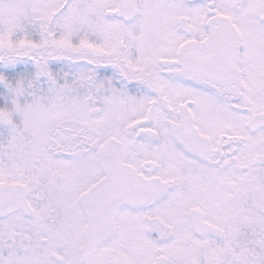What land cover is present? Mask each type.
<instances>
[{
    "label": "snow or ice",
    "instance_id": "obj_1",
    "mask_svg": "<svg viewBox=\"0 0 264 264\" xmlns=\"http://www.w3.org/2000/svg\"><path fill=\"white\" fill-rule=\"evenodd\" d=\"M0 264H264V0H0Z\"/></svg>",
    "mask_w": 264,
    "mask_h": 264
}]
</instances>
